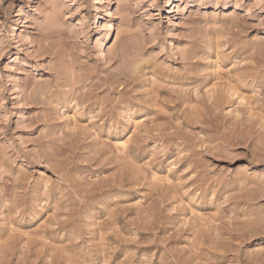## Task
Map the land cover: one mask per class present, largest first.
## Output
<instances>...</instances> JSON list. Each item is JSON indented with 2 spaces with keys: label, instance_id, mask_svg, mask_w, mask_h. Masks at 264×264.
<instances>
[{
  "label": "rangeland",
  "instance_id": "374dc122",
  "mask_svg": "<svg viewBox=\"0 0 264 264\" xmlns=\"http://www.w3.org/2000/svg\"><path fill=\"white\" fill-rule=\"evenodd\" d=\"M0 264H264V0H0Z\"/></svg>",
  "mask_w": 264,
  "mask_h": 264
},
{
  "label": "bare ground",
  "instance_id": "6f19581e",
  "mask_svg": "<svg viewBox=\"0 0 264 264\" xmlns=\"http://www.w3.org/2000/svg\"><path fill=\"white\" fill-rule=\"evenodd\" d=\"M169 1V0H168ZM101 14H100V18H101ZM112 27V26H111ZM114 36H115V33H114V31H113V27H112V29H111V31H110V34L107 36V41H111V40H113V38H114Z\"/></svg>",
  "mask_w": 264,
  "mask_h": 264
}]
</instances>
